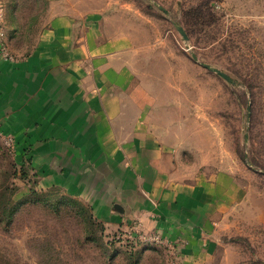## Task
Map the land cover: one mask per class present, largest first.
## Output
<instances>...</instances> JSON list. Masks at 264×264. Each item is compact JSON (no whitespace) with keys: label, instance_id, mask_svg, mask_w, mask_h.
I'll use <instances>...</instances> for the list:
<instances>
[{"label":"rangeland","instance_id":"obj_1","mask_svg":"<svg viewBox=\"0 0 264 264\" xmlns=\"http://www.w3.org/2000/svg\"><path fill=\"white\" fill-rule=\"evenodd\" d=\"M56 1L0 0V59L28 56L47 18L70 4L129 21L138 93L153 99L151 126L176 144L178 175L226 188L207 264H264V0ZM1 117L0 264H183L177 248L140 241L130 213L129 227L106 226L84 197L42 183L28 142L41 124L18 119L16 134Z\"/></svg>","mask_w":264,"mask_h":264},{"label":"crops","instance_id":"obj_2","mask_svg":"<svg viewBox=\"0 0 264 264\" xmlns=\"http://www.w3.org/2000/svg\"><path fill=\"white\" fill-rule=\"evenodd\" d=\"M69 7L47 18L28 56L0 59V96L15 102L0 97L1 118L16 134L18 119L41 124L28 142L42 183L84 197L106 226L161 234L183 264H207L211 215L225 204V186L178 175L176 144L151 126L153 99L138 93L139 45L129 21L106 7Z\"/></svg>","mask_w":264,"mask_h":264},{"label":"built area","instance_id":"obj_3","mask_svg":"<svg viewBox=\"0 0 264 264\" xmlns=\"http://www.w3.org/2000/svg\"><path fill=\"white\" fill-rule=\"evenodd\" d=\"M135 236L138 237V239L140 241H144L148 244L153 243V242H162V240H163L161 238V235H159L158 233H155V232L149 233V232L144 231L143 235L139 234L138 236L137 235H135Z\"/></svg>","mask_w":264,"mask_h":264},{"label":"water","instance_id":"obj_4","mask_svg":"<svg viewBox=\"0 0 264 264\" xmlns=\"http://www.w3.org/2000/svg\"><path fill=\"white\" fill-rule=\"evenodd\" d=\"M177 27H178V29L180 30V32L184 35V37L187 39L188 38V35H187V32H186V30H185V28L182 26V25H179V24H177ZM194 57L195 58H197V56L194 54ZM210 68H212L210 65H208ZM214 69V68H213ZM219 74H221L223 77H225L226 79H228V80H232L231 79V77L227 74V73H225V72H223V71H221V70H219V69H215Z\"/></svg>","mask_w":264,"mask_h":264},{"label":"trees","instance_id":"obj_5","mask_svg":"<svg viewBox=\"0 0 264 264\" xmlns=\"http://www.w3.org/2000/svg\"><path fill=\"white\" fill-rule=\"evenodd\" d=\"M90 220H91V218H90Z\"/></svg>","mask_w":264,"mask_h":264}]
</instances>
